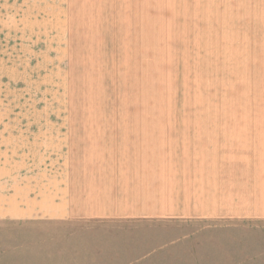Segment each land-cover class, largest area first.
Wrapping results in <instances>:
<instances>
[{"label": "rangeland", "instance_id": "obj_1", "mask_svg": "<svg viewBox=\"0 0 264 264\" xmlns=\"http://www.w3.org/2000/svg\"><path fill=\"white\" fill-rule=\"evenodd\" d=\"M65 11L42 38L33 11L0 17V130L19 114L79 115L88 178L130 184L129 165L153 164L155 216L0 222V264H264V0ZM152 120L153 143L136 144L132 126L146 137Z\"/></svg>", "mask_w": 264, "mask_h": 264}, {"label": "crops", "instance_id": "obj_2", "mask_svg": "<svg viewBox=\"0 0 264 264\" xmlns=\"http://www.w3.org/2000/svg\"><path fill=\"white\" fill-rule=\"evenodd\" d=\"M68 3L69 0H0V17L9 27V11H33L30 16L39 25L36 34L41 37L47 33L49 37L50 32L56 35L66 26ZM7 121L0 130V222L17 225L122 218L147 221L155 216L153 164L134 160L133 167L127 168L135 170L130 184L123 182V176L118 181L111 174L103 184L101 175L92 171L88 178V165L82 159L87 141L81 136L87 131L79 115L19 114ZM26 122L35 127L29 136ZM153 122L146 137H140L144 131L132 126L136 144L140 140L153 143ZM97 144L102 146L99 139ZM114 164L117 166V162ZM99 167L100 164L93 169Z\"/></svg>", "mask_w": 264, "mask_h": 264}]
</instances>
